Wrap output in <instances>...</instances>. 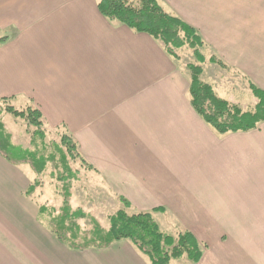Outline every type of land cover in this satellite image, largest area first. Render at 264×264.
I'll list each match as a JSON object with an SVG mask.
<instances>
[{
  "label": "crops",
  "instance_id": "1",
  "mask_svg": "<svg viewBox=\"0 0 264 264\" xmlns=\"http://www.w3.org/2000/svg\"><path fill=\"white\" fill-rule=\"evenodd\" d=\"M100 1L0 0V97L33 104L46 127L68 123L114 195L195 236L190 264H264V121L218 134L161 44ZM158 1L264 90V0ZM25 165L35 173L0 154V264H151L129 240L67 247L26 194Z\"/></svg>",
  "mask_w": 264,
  "mask_h": 264
},
{
  "label": "trees",
  "instance_id": "2",
  "mask_svg": "<svg viewBox=\"0 0 264 264\" xmlns=\"http://www.w3.org/2000/svg\"><path fill=\"white\" fill-rule=\"evenodd\" d=\"M98 6L108 19L151 35L174 61L182 60L184 49H190L194 53L198 63H187L190 70V101L202 119L218 134L249 131L264 121V90L250 82L253 95L258 99L251 109H244L215 92L213 86L201 77L202 64L207 61L202 49L207 46L206 42L194 27L167 11L158 0H101ZM209 61L229 68L215 54L211 55ZM13 98L0 97V154L13 164L31 165L38 175L43 174L49 163L54 166L51 174L55 177L54 172H57L56 180L63 184V207L59 221H56V215L49 229L62 243L72 250H84L90 247H109L114 242L129 240L151 264H170L172 260L183 257L193 263L200 260L203 247L190 231L181 230L177 234L162 231L153 211L131 208V204L123 196H120L122 207L110 216L109 229L104 228L93 217L90 219L93 227L86 234L76 220L86 217L88 213L80 210L71 212L67 207L70 206V185L80 171L73 169L70 161L79 159L85 168L94 167L79 152L78 144L70 134H62L59 141H52V151L47 153L49 146L45 140L48 130H45L46 124L41 111L33 104L17 108L11 104ZM4 113H11L36 127L31 140L36 146L34 150L11 143L10 134L2 119ZM40 184L39 180H35L26 194L32 196ZM47 210L46 206L41 205L39 212L42 214Z\"/></svg>",
  "mask_w": 264,
  "mask_h": 264
},
{
  "label": "rangeland",
  "instance_id": "3",
  "mask_svg": "<svg viewBox=\"0 0 264 264\" xmlns=\"http://www.w3.org/2000/svg\"><path fill=\"white\" fill-rule=\"evenodd\" d=\"M163 5H165V9L168 10L166 4ZM202 49L207 59V61L202 64V79L211 84L215 92H218L221 97L241 105L244 109L253 108L258 100L253 95L252 89L250 88L249 84L252 82L250 78L242 72L220 66L217 63H211L209 58L215 53L207 46ZM189 61L198 63L194 53L190 49H184L183 58L181 61H176V65L177 68L182 69L183 73L187 76L190 73V70L187 68V63ZM12 100L11 104L15 105L17 108L26 106L20 105L21 102L18 104L17 101L13 102ZM2 119L5 123L6 131L10 134V141L13 145L22 148L27 147L33 150L36 148V146L31 143L32 133L36 129L35 126L29 125L24 119L15 117L11 113H4ZM84 122L85 121H83V123ZM46 123L47 122H45V124ZM63 124H59V127H45V130H48L45 140V143L49 146L47 153L52 151L51 142L59 141L62 134H70L73 136L78 144L79 152H81V143L75 135L77 131L74 132L72 128L69 127L68 123ZM70 163L73 169L80 171L76 173L77 177H74L75 179L72 181V185H70V206L67 207L71 209V212L80 210V212L88 213L86 217H80L76 220L86 234H89L88 232L93 227L90 220L93 217L98 220L100 225L109 229L110 216L122 207L120 197L114 195L111 189V183L109 185L107 179L103 178L99 173L100 170L98 168H95V166L94 169L85 168L79 159L71 160ZM24 167L31 172L32 181L39 180L41 182L33 198L41 205L48 208L46 213L43 212L41 214V222L48 228L56 215V221L60 219L59 214L62 212L63 207V184L56 180L57 172H54L55 177L51 174L54 171V166L51 163L47 165L43 174L39 175L33 173L30 166L25 165ZM51 213L52 216L50 215ZM158 220L161 224V226H159L162 231L170 234L178 233L170 218L161 217ZM68 234L70 233L68 232ZM185 258L186 257L174 259L171 262L172 264H190L188 258Z\"/></svg>",
  "mask_w": 264,
  "mask_h": 264
}]
</instances>
